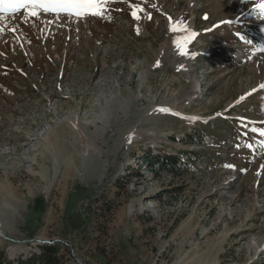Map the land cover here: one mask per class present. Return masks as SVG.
Listing matches in <instances>:
<instances>
[{
	"label": "rangeland",
	"instance_id": "374dc122",
	"mask_svg": "<svg viewBox=\"0 0 264 264\" xmlns=\"http://www.w3.org/2000/svg\"><path fill=\"white\" fill-rule=\"evenodd\" d=\"M261 3L9 15L0 255L15 263L52 241L62 264H264ZM169 17L187 31H170Z\"/></svg>",
	"mask_w": 264,
	"mask_h": 264
},
{
	"label": "snow or ice",
	"instance_id": "6c2138e0",
	"mask_svg": "<svg viewBox=\"0 0 264 264\" xmlns=\"http://www.w3.org/2000/svg\"><path fill=\"white\" fill-rule=\"evenodd\" d=\"M109 0H0V24L12 14L18 13L23 9L30 16H37L41 12L55 13L57 15L64 13L68 16H103L105 13L106 5ZM133 11L131 12L132 18L139 21V12H143L144 9L139 5H132ZM259 8L264 12V3L259 5ZM148 19H151V14H148ZM170 31H187V26L183 24V21H176L172 23V18L169 17ZM0 31L3 28L0 27ZM15 31V29H12ZM139 34V28H137ZM243 39L242 37H240ZM190 37L185 39V44L188 43ZM181 55H187L183 49H180ZM158 111L162 113H168L171 110L168 108H160ZM178 115V113H173ZM190 119H196V117H190ZM264 135V133H261Z\"/></svg>",
	"mask_w": 264,
	"mask_h": 264
},
{
	"label": "trees",
	"instance_id": "16d2710c",
	"mask_svg": "<svg viewBox=\"0 0 264 264\" xmlns=\"http://www.w3.org/2000/svg\"><path fill=\"white\" fill-rule=\"evenodd\" d=\"M168 161L166 165L168 166L167 169L171 172L177 169L176 164H177V157L175 156H167ZM160 162V161H159ZM158 162V167L155 169H159L160 166L165 165V163ZM162 162H165L162 160ZM171 165H169L170 163ZM153 168V167H151ZM44 244V245H43ZM42 244V250L40 253H32L29 257L27 258H20L16 261V264H62V260L60 257L57 255L58 249V243L57 242H47ZM3 256V258L1 257ZM0 255V264H14L8 257L5 256L4 252L1 253Z\"/></svg>",
	"mask_w": 264,
	"mask_h": 264
},
{
	"label": "bare ground",
	"instance_id": "6f19581e",
	"mask_svg": "<svg viewBox=\"0 0 264 264\" xmlns=\"http://www.w3.org/2000/svg\"><path fill=\"white\" fill-rule=\"evenodd\" d=\"M253 3V2H252ZM55 14V13H54ZM20 19V18H19ZM54 21V20H53ZM82 47V46H81ZM74 52V51H73ZM69 53V52H68ZM55 64V63H54ZM91 66V65H90ZM109 74V73H108ZM143 81V80H142ZM142 83V82H141ZM62 87V86H61ZM93 88V87H92ZM110 88V87H109ZM53 92V91H52ZM106 99V98H105ZM128 107H130V106H128ZM157 109V108H156ZM66 116V115H65ZM189 116V115H188ZM191 117L193 116V117H196L197 118V116H195V115H190ZM67 117V116H66ZM75 125V124H74ZM78 125V124H77ZM76 126V125H75ZM70 128V127H69ZM71 129V128H70ZM72 134L74 133V131H70ZM88 141V140H87ZM28 151V150H27ZM80 151V150H79ZM19 155V154H18ZM62 156V155H61ZM18 158V157H17ZM91 160V159H90ZM61 161V160H60ZM59 161V162H60ZM47 182V181H46ZM37 194V193H36ZM3 201V200H2ZM0 232H2L3 233V231L0 229Z\"/></svg>",
	"mask_w": 264,
	"mask_h": 264
}]
</instances>
